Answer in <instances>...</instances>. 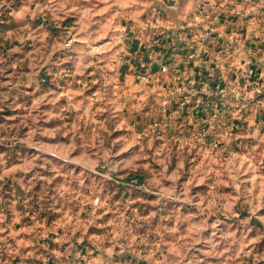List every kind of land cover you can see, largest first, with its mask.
Instances as JSON below:
<instances>
[{
  "label": "rangeland",
  "instance_id": "1",
  "mask_svg": "<svg viewBox=\"0 0 264 264\" xmlns=\"http://www.w3.org/2000/svg\"><path fill=\"white\" fill-rule=\"evenodd\" d=\"M0 264H264V0H0Z\"/></svg>",
  "mask_w": 264,
  "mask_h": 264
},
{
  "label": "built area",
  "instance_id": "2",
  "mask_svg": "<svg viewBox=\"0 0 264 264\" xmlns=\"http://www.w3.org/2000/svg\"><path fill=\"white\" fill-rule=\"evenodd\" d=\"M212 36H211V32H205L203 34L200 35V37H198V41L200 42L201 46L202 47V52L201 53V50L200 49H191L187 55L184 56L183 58V63L185 64H189V65H192L193 63H195V61H197L200 56L204 53H206V47L209 46L208 43H209V40H211ZM116 39L119 40V42L121 43V49H127L128 46H129V43L130 41L132 40L131 36L125 31L124 34H120ZM145 44H143V49L147 52L148 56H149V59H153L152 62H147V66L148 68L152 67L153 65H156L157 68H160V71L163 72V73H167V74H170V71L171 69L173 68L175 62L173 63H159L157 64V62L155 61V58L152 54L153 51L150 50V48L153 46L151 44V42H144ZM205 47V49H204ZM148 71V70H147ZM215 91H218V92H223L225 90H228L229 93H232V97L235 99V100H238L239 98V92L232 88V86L230 85H227L226 84H223L222 82H218L217 84H215ZM157 125V123H156ZM204 130V128H201Z\"/></svg>",
  "mask_w": 264,
  "mask_h": 264
},
{
  "label": "crops",
  "instance_id": "3",
  "mask_svg": "<svg viewBox=\"0 0 264 264\" xmlns=\"http://www.w3.org/2000/svg\"><path fill=\"white\" fill-rule=\"evenodd\" d=\"M239 22V21H238ZM240 23V22H239ZM241 28H239V27H237L235 30H223V29H220V28H218V29H214L215 31H214V33H216V34H213V37H214V39L216 40V36H217V38L218 37H221V38H219V39H224V40H228L229 38L231 39L232 37H233V35L235 34L236 36H238L239 35V33L240 32H238V34H237V32H236V30H240ZM241 31V30H240ZM243 31V30H242ZM126 32L131 36V38H132V40L130 41V43H129V46H128V48L125 50V52L124 53H128V52H133L134 51V49H135V47L137 46V44H138V41L140 42V44H141V41L142 42H146V40L144 41V40H141L138 36H136V34H132V31H130V30H126ZM216 35V36H215ZM256 35V34H255ZM138 39V40H137ZM117 40V39H116ZM148 41V40H147ZM198 41V40H197ZM116 43V42H115ZM199 44H200V42H199ZM209 49L210 48H208V49H206V53H204V54H202L201 56H200V58L197 60V61H195V63H193L192 65H191V74H192V72L194 73V72H196L197 70H199V68H201V67H203V65L205 66V64H207V62L205 61L206 60V58H208L207 57V55H208V53H210L211 54V50L209 51ZM208 51V52H207ZM158 54V53H157ZM208 56H210V55H208ZM146 61H147V53H146ZM171 59V58H170ZM167 60H169V59H167ZM145 61V62H146ZM166 62V61H165ZM201 63H205V64H201ZM137 64V63H136ZM153 68L156 70L157 69V67L156 66H153ZM150 77V76H149ZM149 77H146V78H144V79H146V80H148V79H150ZM208 87V86H207ZM207 87H205V88H207ZM196 88V86L194 87V89Z\"/></svg>",
  "mask_w": 264,
  "mask_h": 264
}]
</instances>
